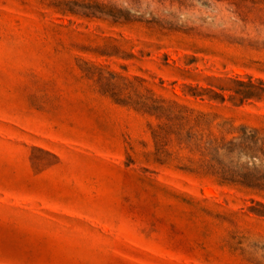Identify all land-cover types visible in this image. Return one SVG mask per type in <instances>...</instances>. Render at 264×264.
<instances>
[{"label": "rangeland", "instance_id": "obj_1", "mask_svg": "<svg viewBox=\"0 0 264 264\" xmlns=\"http://www.w3.org/2000/svg\"><path fill=\"white\" fill-rule=\"evenodd\" d=\"M0 264H264V0H0Z\"/></svg>", "mask_w": 264, "mask_h": 264}, {"label": "trees", "instance_id": "obj_2", "mask_svg": "<svg viewBox=\"0 0 264 264\" xmlns=\"http://www.w3.org/2000/svg\"><path fill=\"white\" fill-rule=\"evenodd\" d=\"M172 113L176 111V119H180L181 121H185L187 119L186 113L189 111L186 106L180 105L175 101L169 102V107L167 108ZM156 137H159V134L156 133Z\"/></svg>", "mask_w": 264, "mask_h": 264}]
</instances>
